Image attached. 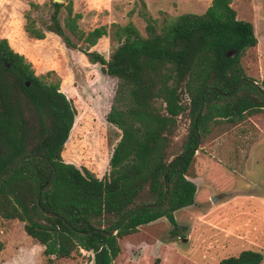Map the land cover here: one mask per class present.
Returning <instances> with one entry per match:
<instances>
[{
  "label": "trees",
  "instance_id": "1",
  "mask_svg": "<svg viewBox=\"0 0 264 264\" xmlns=\"http://www.w3.org/2000/svg\"><path fill=\"white\" fill-rule=\"evenodd\" d=\"M51 0L54 8L45 30L27 14L25 32L35 40L47 33L69 48L85 44L83 52L102 72L119 80L107 121L120 130V140L103 178L87 168L64 160L63 152L73 130L77 109L61 91L60 83L36 75L26 58L7 39H0V174L27 155L39 154L56 167L52 187L37 193L52 178L53 170L43 159L24 162L0 180V218L24 224L28 236L44 247L48 262L70 259L82 251L93 254L94 264H116L120 239L137 233L141 226L166 218L171 235L181 237L176 220L179 210L195 204L196 151L214 131L224 125L239 126L264 112V80L250 77L242 60L258 46L255 26L241 21L233 8L235 0H213L202 14L153 17L142 1L139 16L146 35L133 22L112 23L90 32L80 28L82 15L74 13L75 0ZM66 8L65 25L61 10ZM110 37L118 44L110 59L91 50ZM235 53L228 57L229 53ZM27 83L30 85L27 86ZM204 93V109L195 124ZM191 118L185 139L175 137L180 118ZM187 156H180L183 153ZM159 209H140L108 237L134 207L161 204ZM46 213L52 214L48 216ZM77 231L90 233L81 235ZM3 245L0 243V253ZM264 256L246 250L220 264H262Z\"/></svg>",
  "mask_w": 264,
  "mask_h": 264
},
{
  "label": "rangeland",
  "instance_id": "2",
  "mask_svg": "<svg viewBox=\"0 0 264 264\" xmlns=\"http://www.w3.org/2000/svg\"><path fill=\"white\" fill-rule=\"evenodd\" d=\"M142 1L145 2L75 0L74 13L82 15L79 25L86 33L101 26L110 27L112 23L133 22L146 35V23L139 16ZM163 2L156 0L150 5V12L158 20L166 13L160 8L168 10L172 4L164 6ZM233 8L239 20L255 26L260 44L247 52L242 63L250 77L262 81L264 0H235ZM53 11L51 0H0V39H7L32 65L36 75L60 83L61 91L77 109L64 160L103 178L120 140V130L107 121L119 80L103 73L101 65L90 62L83 52L85 44L69 48L55 35L47 33L44 40L27 35V14L45 30ZM205 12L176 8L169 15ZM60 15L64 26L65 7ZM117 47L107 37L91 50L110 59ZM190 124L187 112L180 118L175 137L178 145L185 139ZM195 174V204L176 214L178 224L188 230L182 231L181 237H173V227L166 218L141 226L137 233L120 239L121 254L116 264H220L223 259L239 256L246 250L264 256V196L260 195L261 187L264 193V112L239 126L216 129L196 152ZM0 243L3 245L0 264H94L93 254L85 251L49 263L44 247L28 236L24 224L17 220L0 218Z\"/></svg>",
  "mask_w": 264,
  "mask_h": 264
},
{
  "label": "water",
  "instance_id": "3",
  "mask_svg": "<svg viewBox=\"0 0 264 264\" xmlns=\"http://www.w3.org/2000/svg\"><path fill=\"white\" fill-rule=\"evenodd\" d=\"M55 2L57 3H63L64 1L63 0H55ZM236 52L234 53H229L227 56L228 57H233L235 55ZM245 83H249V84H252L254 87L257 88V90L262 94V96L264 97V90L263 88L261 87V85L257 82H253L251 80H247V79H244L242 80L236 87V90L231 94V95H225L224 96H227V97H233L237 94V92L240 90V88L245 84ZM30 84L27 83V86H29ZM211 88H205L201 95H202V103H201V107H200V111L197 115V118L195 120V124H197V120L199 118V116L201 115L203 109H204V105H205V102H204V93L205 91L209 90ZM200 146V143L198 144V147ZM197 152V151H196ZM189 154L188 153H183V154H180L179 156H176L175 158H173L169 165H168V170L170 169L171 167V164L173 161H175L178 157L180 156H187ZM31 159H43L45 160L46 162H48L53 170V175H52V178L51 180L49 181V183L47 184V186L45 188H43L42 190H40L36 197H35V200H36V203L37 205L39 206V208L43 210V208L41 207V203L39 201V195L43 192H46L48 191L51 187H52V184L54 182V179L56 177V167L55 165L46 157L42 156V155H39V154H33V155H27V156H24L23 158H21L20 160H18L17 162H15L13 165H11L8 169H6L5 171H3L1 174H0V180L4 179L5 177H7L12 171H14L15 169H17L20 165H22L24 162L28 161V160H31ZM167 203V199L161 203V204H149V205H140V206H136L134 208H132L124 217L123 219L120 221V223L114 228V230L110 233L106 232V231H100L103 235L105 236H108V237H111V236H114L118 233V230L120 229V227L130 218V216L140 210V209H159V208H162L166 205ZM48 216H53L52 214H49V213H46ZM67 226L73 231V232H76L78 234H81V235H87V234H92L93 232H90V233H85V232H81V231H77L76 229H74L70 224L67 223Z\"/></svg>",
  "mask_w": 264,
  "mask_h": 264
},
{
  "label": "crops",
  "instance_id": "4",
  "mask_svg": "<svg viewBox=\"0 0 264 264\" xmlns=\"http://www.w3.org/2000/svg\"><path fill=\"white\" fill-rule=\"evenodd\" d=\"M154 1H156V0H145V4L147 5L148 10L150 9V5L153 4ZM161 1H164L163 2L164 6H169V3H172L168 10H166L163 7L160 8V10L165 11L168 14H171L172 13V9H176V8H179L181 10H188V11L191 10V11H194V12H204V11H207L208 8L213 3V0H161ZM160 6H163V5L161 4ZM48 34H51V33H48ZM259 42L260 41L258 40V46L260 44ZM259 57H258L257 61H258V64L260 65V58ZM259 71H261L260 67H259ZM260 74H261V72H260ZM263 80H264V78H263ZM262 138H261V140H262ZM262 190L263 189L261 187L260 195L264 196V193H263Z\"/></svg>",
  "mask_w": 264,
  "mask_h": 264
}]
</instances>
